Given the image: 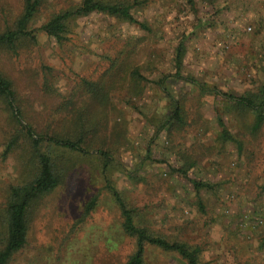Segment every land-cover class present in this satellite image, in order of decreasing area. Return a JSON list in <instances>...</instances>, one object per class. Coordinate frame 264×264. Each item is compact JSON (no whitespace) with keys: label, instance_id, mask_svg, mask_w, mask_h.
I'll return each instance as SVG.
<instances>
[{"label":"rangeland","instance_id":"rangeland-1","mask_svg":"<svg viewBox=\"0 0 264 264\" xmlns=\"http://www.w3.org/2000/svg\"><path fill=\"white\" fill-rule=\"evenodd\" d=\"M104 1L140 3L134 15L150 32L92 14L58 43L40 28L81 0H46L32 25L36 42L0 49V74L24 123L42 135L81 137L91 153L57 154L62 183L30 210L27 246L10 264H126L136 244L109 185L141 227L198 248L199 264H264V126L255 131L252 112L209 92L240 97L264 86V0ZM22 9V0H0V33ZM180 44L183 74L206 93L167 78ZM171 99L182 123L166 124ZM100 150L116 162L107 175ZM36 160L0 98V248L9 189L31 181ZM145 264L187 262L147 246Z\"/></svg>","mask_w":264,"mask_h":264},{"label":"trees","instance_id":"trees-1","mask_svg":"<svg viewBox=\"0 0 264 264\" xmlns=\"http://www.w3.org/2000/svg\"><path fill=\"white\" fill-rule=\"evenodd\" d=\"M45 2L46 0H22V13L14 27L0 33V49L16 52L19 45L24 41L36 42V30L32 29V25ZM139 5L140 3L138 2L131 5L104 0H81L78 6L54 15L40 28V31L48 37L55 39L58 43H63L72 22L92 14H103L126 21L131 25H137L141 30L150 32V27L146 23L140 22L134 15L133 10ZM185 49L183 44H180L176 49L174 59L175 72L167 78L183 81L200 92L206 93L207 89L198 84L193 77L183 74ZM209 92L216 98H221L245 111L252 112L255 116L253 125L255 131L260 130L264 126V86L257 95L249 94L240 97L226 95L217 89L210 90ZM166 94H168L167 91ZM168 96L171 95L168 94ZM0 98L9 107L13 118L16 120L18 126H20V133L31 144L33 153L37 158V171L34 173L31 181L14 185L8 192L4 210L5 234L2 247L0 248V264H10L15 256L27 246L29 233L28 215L30 210L39 201L57 190L62 183L61 175L58 172L57 154L89 155L91 153L85 149L83 145L84 141L81 137L74 140L60 136L42 135L36 133L32 127L25 124L16 102L13 84L1 74ZM171 100L172 113L166 124L182 123L181 105L174 99ZM221 127L223 139L225 141H233L223 123H221ZM94 155L103 160L104 175H107L109 170L116 165V162L106 151L100 150L95 152ZM194 186L200 189V185L195 184ZM108 189L112 193L114 202L120 210L124 233L134 239L136 244L135 251L126 264H145L147 246L169 253H176L187 264H199L201 252L198 248H191L186 244L178 242L171 243L164 238L153 235L147 228L141 227L138 224L135 210L128 205L120 191L111 185L108 186ZM94 204L95 202L93 201L89 208L93 207Z\"/></svg>","mask_w":264,"mask_h":264}]
</instances>
